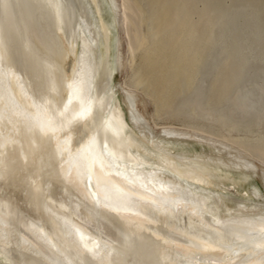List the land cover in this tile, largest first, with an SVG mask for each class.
Here are the masks:
<instances>
[{
  "label": "bare ground",
  "instance_id": "obj_1",
  "mask_svg": "<svg viewBox=\"0 0 264 264\" xmlns=\"http://www.w3.org/2000/svg\"><path fill=\"white\" fill-rule=\"evenodd\" d=\"M82 2L0 0V264H264L258 32Z\"/></svg>",
  "mask_w": 264,
  "mask_h": 264
},
{
  "label": "rangeland",
  "instance_id": "obj_2",
  "mask_svg": "<svg viewBox=\"0 0 264 264\" xmlns=\"http://www.w3.org/2000/svg\"><path fill=\"white\" fill-rule=\"evenodd\" d=\"M144 1L146 2L148 0ZM188 7L190 8V14L194 15L190 17L193 19L196 17L195 14L201 11L203 14L208 11L210 13L212 12L211 16L213 15L212 17L215 19H218L220 15H225V17L236 19L237 23L238 21L243 22L242 24L246 25L248 30L249 27H253L258 32V42L260 41L259 44L261 45L264 44V0H190ZM198 9L201 10L198 11ZM122 49L123 51L126 49L124 38ZM123 72L125 73L124 69L117 73L116 78L121 79L124 76ZM139 104L145 112H148L151 108V104H145L142 98L139 99ZM258 179H256L257 183H259Z\"/></svg>",
  "mask_w": 264,
  "mask_h": 264
},
{
  "label": "water",
  "instance_id": "obj_3",
  "mask_svg": "<svg viewBox=\"0 0 264 264\" xmlns=\"http://www.w3.org/2000/svg\"><path fill=\"white\" fill-rule=\"evenodd\" d=\"M64 1L68 5V7H70V6L74 7L73 10L68 8V9H70L71 16L72 17L73 16L79 17V14L81 13L82 14V18H80L81 19L80 23L82 25H86L85 20H84L85 17H86V15H85L86 14V9H85V5L83 4L82 0H64ZM86 21H87V17H86ZM133 102H134L133 97L132 98L129 97V104L131 105V104H133ZM138 119H139V122H140L141 125H145V127L147 126V123L143 119H141V118H138ZM90 192H92V193H91V195L88 194V197L91 198V200L96 201L97 200L96 192L93 191V188H91ZM99 201H100V199H98V201L95 202V203H99ZM89 227H91V226H89ZM70 229H72V228H70ZM90 229H92L94 231V228H90ZM73 231L75 232V234L71 233L70 236L71 237H76V231L75 230H73ZM96 248H98V247H96ZM150 253H151V250H150Z\"/></svg>",
  "mask_w": 264,
  "mask_h": 264
},
{
  "label": "snow or ice",
  "instance_id": "obj_4",
  "mask_svg": "<svg viewBox=\"0 0 264 264\" xmlns=\"http://www.w3.org/2000/svg\"><path fill=\"white\" fill-rule=\"evenodd\" d=\"M90 113V108H82L80 110V112L76 113L73 115L72 119H76L77 117L83 119V118H86V116ZM58 115H63V112H59ZM71 123V121H69V124ZM45 127H50L52 130H55V124L54 122L50 119L48 121V123L45 125ZM104 149L105 151H107V145L105 144L104 145ZM109 156H111L112 154L111 153H108ZM95 160H93L92 164H85L84 167L86 168L87 172H88V176H87V179L88 181L90 182L91 181V172H92V166L95 164ZM105 165L100 162L99 163V168L100 169H103Z\"/></svg>",
  "mask_w": 264,
  "mask_h": 264
}]
</instances>
